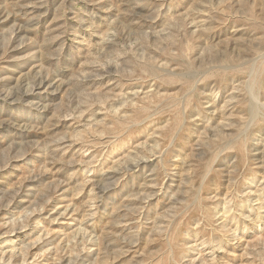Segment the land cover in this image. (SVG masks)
<instances>
[{
  "label": "rangeland",
  "instance_id": "374dc122",
  "mask_svg": "<svg viewBox=\"0 0 264 264\" xmlns=\"http://www.w3.org/2000/svg\"><path fill=\"white\" fill-rule=\"evenodd\" d=\"M0 264H264V0H0Z\"/></svg>",
  "mask_w": 264,
  "mask_h": 264
}]
</instances>
